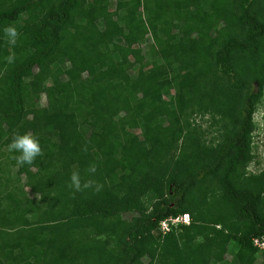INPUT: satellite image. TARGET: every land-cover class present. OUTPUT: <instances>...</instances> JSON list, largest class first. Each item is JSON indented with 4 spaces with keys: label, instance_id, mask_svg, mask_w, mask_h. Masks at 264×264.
Segmentation results:
<instances>
[{
    "label": "trees",
    "instance_id": "16d2710c",
    "mask_svg": "<svg viewBox=\"0 0 264 264\" xmlns=\"http://www.w3.org/2000/svg\"><path fill=\"white\" fill-rule=\"evenodd\" d=\"M263 7L264 0H0V264H144L145 256L156 264H264L252 243L264 236V173L234 180L252 160ZM219 19L233 33L208 75L200 66ZM7 26L19 32L14 46ZM187 93L215 103L232 124L205 163H196L204 153L198 140L188 145L195 160L171 157L186 134ZM25 133L44 154L18 167L8 145ZM73 171L103 190L74 193ZM209 177L222 196L208 202L196 190ZM128 212L138 215L126 222ZM183 214L189 225L162 233L163 220ZM230 241L239 247L226 261Z\"/></svg>",
    "mask_w": 264,
    "mask_h": 264
},
{
    "label": "rangeland",
    "instance_id": "374dc122",
    "mask_svg": "<svg viewBox=\"0 0 264 264\" xmlns=\"http://www.w3.org/2000/svg\"><path fill=\"white\" fill-rule=\"evenodd\" d=\"M234 0H222V3L231 4ZM232 7L230 6L229 9ZM264 11V7L262 8ZM261 11V12H262ZM130 18H133V13L129 14ZM220 21L216 24L217 28L210 29L208 31L209 38L211 40L205 46V59L200 66L203 71H205L208 75L209 72L212 71L211 62L212 55L218 51L224 40L232 34V27L226 24L225 21L219 19ZM101 26H113V22H104L99 21ZM144 55L150 57L148 54V50L144 48ZM243 64V59L240 58L238 60L237 68L241 67ZM248 66V65H247ZM247 69V68H246ZM245 69V71H247ZM129 73L132 75V68L128 69ZM248 73V71H247ZM184 110L181 118V125L185 127V136L177 143L174 147L173 151L171 150V157H179L181 159H185L188 157L189 160H195L194 157H189V152L191 149H188L189 139L191 142L198 140L195 144L200 150L204 151V153H200L199 158L196 160V163H205V156L210 153L222 140L223 138L230 133V129L232 128V124L230 121L228 122L227 112L224 110H219L214 107L215 103L209 102H199L196 100H192L189 93L184 96ZM41 104L44 105L45 98L42 96ZM237 108V107H236ZM236 111V110H235ZM234 111V112H235ZM231 119V117H230ZM235 125V124H234ZM251 154L252 160L247 165L245 170L238 171L234 176V180L236 182L246 181L250 177L260 175L264 173V85L262 88V94L255 105V110L253 113V130L251 133ZM174 153V156L172 154ZM238 184V183H237ZM23 186V183H21ZM222 196V190L218 184L217 177H209L205 182L201 183L200 187L196 190V197L199 199H203L205 201H211L212 199H219ZM30 197H35V195L30 194ZM136 212H128L121 215V219L129 222L132 218L137 216ZM191 223V220H190ZM189 223V224H190ZM217 229L222 230L223 226L220 224L216 227ZM175 234L180 233L182 230L180 227H176ZM228 231V229H225ZM172 231V230H170ZM80 240V237H77ZM203 241L201 236L197 237V242ZM238 243L235 241H230L227 245V251L224 255V260L230 261L234 253L238 250ZM260 258L257 263H260ZM153 264L158 263V258H151L150 256H145L143 258L144 264ZM161 264H164L161 262ZM209 264H217L214 261H211Z\"/></svg>",
    "mask_w": 264,
    "mask_h": 264
},
{
    "label": "clouds",
    "instance_id": "9594fccd",
    "mask_svg": "<svg viewBox=\"0 0 264 264\" xmlns=\"http://www.w3.org/2000/svg\"><path fill=\"white\" fill-rule=\"evenodd\" d=\"M5 37L10 45H15L19 37V32L15 26H7L3 29ZM8 64L15 62V56L9 55L5 58ZM10 151L19 153L14 156L18 167L24 165H33L37 157L43 156V149L39 140L31 133L16 134L12 142L8 145ZM90 174H95L97 166L92 164L87 170ZM73 192H84L86 190H93L95 193H99L103 190V184L93 179L83 180L81 179L78 171H73L70 176V183L68 185Z\"/></svg>",
    "mask_w": 264,
    "mask_h": 264
},
{
    "label": "built area",
    "instance_id": "2783aa9c",
    "mask_svg": "<svg viewBox=\"0 0 264 264\" xmlns=\"http://www.w3.org/2000/svg\"><path fill=\"white\" fill-rule=\"evenodd\" d=\"M190 223V218L189 215L183 214L179 215L176 218H169L165 219L160 223V229L163 234L169 232L172 228V226H177V225H189ZM253 246L260 252L264 251V236L260 237H255L252 240Z\"/></svg>",
    "mask_w": 264,
    "mask_h": 264
}]
</instances>
